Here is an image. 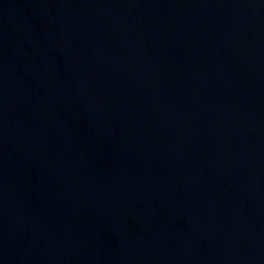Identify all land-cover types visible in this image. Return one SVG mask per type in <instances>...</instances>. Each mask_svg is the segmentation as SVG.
Instances as JSON below:
<instances>
[{
    "label": "water",
    "instance_id": "water-1",
    "mask_svg": "<svg viewBox=\"0 0 264 264\" xmlns=\"http://www.w3.org/2000/svg\"><path fill=\"white\" fill-rule=\"evenodd\" d=\"M0 264H264V0H0Z\"/></svg>",
    "mask_w": 264,
    "mask_h": 264
}]
</instances>
